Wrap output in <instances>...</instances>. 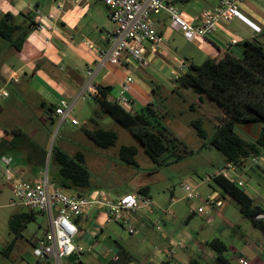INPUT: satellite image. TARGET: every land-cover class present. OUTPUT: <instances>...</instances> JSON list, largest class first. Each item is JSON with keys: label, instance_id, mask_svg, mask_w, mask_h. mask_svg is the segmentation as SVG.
<instances>
[{"label": "crops", "instance_id": "1", "mask_svg": "<svg viewBox=\"0 0 264 264\" xmlns=\"http://www.w3.org/2000/svg\"><path fill=\"white\" fill-rule=\"evenodd\" d=\"M168 1L176 5L186 21L199 26L204 14L217 8L222 0ZM237 7L247 21L237 17L222 19L215 32L195 42H189L180 33L171 30L165 14L156 16V28L165 42L157 54H149L150 64L147 67L152 66L157 70L169 68L171 74L181 72L180 75H183L191 62L199 65L219 52L229 51L241 57L246 42H255L264 47V0H240ZM7 14L21 27L15 38L18 39L25 32L27 35L21 50H16L0 36L1 112L15 105L14 98L6 92V88L15 85L24 90L36 112V118L59 123L55 110L63 102L75 106L83 101V106L90 98L94 99L97 88L106 86L112 87L109 99L117 100L129 76L133 78V83L124 95L133 102L132 107H136L134 112L154 103L153 88H159L154 84V76L149 73L143 77L138 76L140 69L147 67H138L132 63L123 66L106 63L98 67V51L109 47L110 35L115 29L101 0H0V18ZM41 23L43 27L38 28L37 25ZM91 71L92 75L89 74ZM3 92L8 95L2 96ZM83 127L87 128L85 124ZM32 133H36V130ZM14 143V140H0L3 149L14 147ZM22 149L25 150L26 161L35 157L36 151L39 152L38 148L33 147ZM13 168L22 179L24 175L32 173L31 169L22 172L23 169ZM70 192L77 195L73 190ZM91 194L95 193H85L84 196ZM145 195L153 201L152 207L125 214L137 230L133 235L122 223L110 221L105 210L98 206L86 208L83 216L75 220L79 228L76 236L79 238L75 244L84 249L81 254L92 255V258L82 259L77 254L83 264H110L117 257L119 246H123L133 256L134 261L129 264H164L169 260L175 236L162 230L160 221L172 223L174 214H167L166 207L154 201L149 191ZM258 205L264 207V203ZM140 232L143 235H139ZM256 242V246L250 250L243 248L236 252L233 249L234 256L237 254L239 260L245 259L251 264H257L255 260L259 255H264V238ZM184 246L176 251L174 262L187 264L196 258L193 257L195 253L192 248ZM190 247L195 250L205 249L196 242ZM66 263L71 264L70 259Z\"/></svg>", "mask_w": 264, "mask_h": 264}, {"label": "rangeland", "instance_id": "2", "mask_svg": "<svg viewBox=\"0 0 264 264\" xmlns=\"http://www.w3.org/2000/svg\"><path fill=\"white\" fill-rule=\"evenodd\" d=\"M147 73L154 76V84L159 86L154 96L158 122L166 127L168 135L175 138V142L181 146L170 148L164 155L163 166L153 163L145 154L140 142L103 111L92 98L83 106V101L74 106L72 117L80 123L79 126H74L70 119L60 124L36 118V112L24 90L15 85L6 88V92L14 98L15 105H12L11 109L8 107L5 111H0V140H14L15 143L14 147L10 148L3 149L4 147L0 146V264H52L36 258L32 244V239L42 236L48 226L44 216L38 215L18 238L10 229L12 215L27 209L18 203L13 184L6 179L2 158L11 157V167L23 169L22 172L31 169L32 173L24 175V180L37 181L38 178L47 176L52 184L53 179L59 175V165L51 157L53 146L64 150L70 156H74L76 151L85 154L86 165L91 174V185L85 193H95L90 196L105 195L110 200H119L126 195L138 194L140 189L148 187L154 201L174 214L172 223L160 221L162 230L175 236L174 244L181 242L192 248L195 253L193 257L205 264L213 263L216 257V253L205 246L208 241L215 238L223 240L230 248L228 258L233 264H239V255L234 256L233 249L236 252L243 248L250 250L256 246V241L264 238L253 223L242 216L237 201L214 189L207 182V178L217 174L227 162L217 149L203 146L207 141L197 135L193 122L201 120L202 128L210 138L217 130L223 111L213 101L205 98L201 100L192 89L178 87L174 79L176 74L180 75L181 72L173 75L169 68L157 70L149 66L144 70L140 69L138 76L143 77L142 75ZM146 77L148 78V75ZM135 109L136 107L131 112ZM84 124L89 129L103 128L115 131L118 134L116 145L108 149L98 147L84 133ZM14 129L21 135L14 132ZM33 130H36V133L33 134ZM261 130V123L235 127V132L247 141H254ZM32 143L40 153L36 151V156L26 161L22 147L30 149ZM122 145H134L138 148L137 165H129L119 159L118 151ZM253 158L254 156L247 158L236 168L245 182V186L241 188L255 199V203L261 204L264 203V148L256 157L257 163ZM184 183L196 188L200 197L188 198L182 187ZM61 189L66 193L72 191ZM209 197L218 201L214 208L206 207L205 199ZM199 207L204 209L203 212L198 211ZM162 212L164 214V211ZM153 230L156 231L155 228ZM126 234L130 236L128 232ZM139 235L143 234L140 232ZM78 238L79 236L74 239V243ZM13 241L15 246L7 256L3 250ZM194 242L204 246V251L190 247ZM78 255H81L82 259L92 258L90 254ZM255 261L257 264H264V255H259ZM247 264L251 263L247 261Z\"/></svg>", "mask_w": 264, "mask_h": 264}, {"label": "trees", "instance_id": "3", "mask_svg": "<svg viewBox=\"0 0 264 264\" xmlns=\"http://www.w3.org/2000/svg\"><path fill=\"white\" fill-rule=\"evenodd\" d=\"M21 27L15 24L10 14L0 18V36L9 41L16 50H21L27 32L18 39L15 35ZM178 87L192 89L200 99L213 101L223 111L215 134L208 138L202 128L201 120L193 122L197 135L206 140L204 147L217 149L225 157L227 164L242 165L249 157H257L264 148V47L255 42H246L244 53L237 57L232 52H219L216 56L197 65L190 63L188 70L175 81ZM94 99L100 107L120 123L144 148L145 154L158 166L165 164L164 155L171 147H181L175 138L168 135L166 127L158 122L157 109L154 103L131 112L121 106L117 100L109 99L112 87H99ZM156 94L157 89L153 88ZM129 99V98H128ZM133 104V102L129 99ZM133 108V107H132ZM261 123L262 130L254 141H247L235 132L236 125ZM159 125V126H158ZM86 136L98 147L108 149L116 145L118 134L113 130L103 128H83ZM20 132L14 130V132ZM32 147H37L31 144ZM37 154V153H36ZM138 148L134 145H122L118 151L119 159L129 165H137ZM51 157L59 165L58 178L53 179L55 188L73 190L78 196H84L85 190L90 188L91 174L86 165L85 156L78 151L70 156L64 150L53 146ZM209 185L214 189L233 198L239 203L242 216L250 220L264 235V221L257 216L264 211V207L255 203V200L237 183L222 175L211 177ZM148 187L139 190L140 194L148 193ZM40 215L27 210L19 211L10 219V229L16 238L22 236L27 225L35 221ZM192 217V215H190ZM15 246L10 242L3 253L9 255ZM205 246L216 253L211 264H233L228 258V246L215 238L205 243ZM76 254L70 256L71 264H83ZM134 261L133 256L119 246L117 257L110 264H129ZM174 257L164 264H183L174 262ZM39 264V262H37ZM187 264H205L198 259H191Z\"/></svg>", "mask_w": 264, "mask_h": 264}, {"label": "built area", "instance_id": "4", "mask_svg": "<svg viewBox=\"0 0 264 264\" xmlns=\"http://www.w3.org/2000/svg\"><path fill=\"white\" fill-rule=\"evenodd\" d=\"M107 10L115 29L110 35L109 47L98 51L97 65L103 67L106 63L123 66L134 64L138 67H147L150 64L149 54H157L165 42V38L156 28L155 17L165 14L169 21V28L180 33L187 41L195 42L204 39L216 31L217 24L222 19L231 20L234 17L247 21L239 12L237 3L240 0H222L213 11L204 14L203 22L199 26L191 25L179 13L178 8L168 0H101ZM42 28L43 24H38ZM258 29L257 27H255ZM92 75V71L89 72ZM181 75L175 77V81ZM133 78L129 76L123 83L122 95L117 99L118 103L132 110V103L124 95L131 87ZM6 92L2 96L6 97ZM74 104L63 102L55 110L59 123L70 119L74 125L79 121L72 117ZM4 174L6 179L13 184L14 194L18 203L25 209L44 216L48 226L42 236L32 240L34 255L38 259L52 264H67L64 262L74 254H81L84 249L74 243L79 233L75 220L85 213L88 207L98 206L105 210L110 221L122 223L128 232L133 235L137 232L130 224L125 214L136 213L142 208L153 206L151 198L144 194L126 195L119 200H110L105 195L87 197L78 196L55 188L46 176L38 181L24 180L17 175L11 167L12 158L3 157ZM253 161L257 163V158ZM234 180L238 186L244 187L245 182L240 178L236 165L227 164L217 174ZM214 176V175H212ZM211 176V177H212ZM211 177L207 178L210 182ZM188 198H198L200 195L196 188L189 184L182 185ZM206 207L214 208L218 201L214 198H206ZM13 204H16L13 202ZM199 207L198 211L203 212ZM169 213L168 208L165 209ZM264 221V211L257 216ZM159 229V227H158ZM185 247L178 242L169 251V260L172 259L178 249ZM239 264H247L245 259H240Z\"/></svg>", "mask_w": 264, "mask_h": 264}]
</instances>
